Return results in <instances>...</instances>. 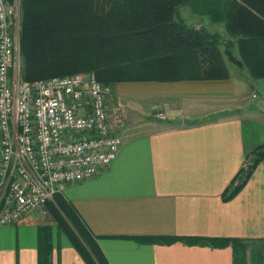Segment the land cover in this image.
I'll return each instance as SVG.
<instances>
[{
    "label": "crops",
    "instance_id": "crops-1",
    "mask_svg": "<svg viewBox=\"0 0 264 264\" xmlns=\"http://www.w3.org/2000/svg\"><path fill=\"white\" fill-rule=\"evenodd\" d=\"M229 72L226 79L111 86L118 157L95 177L60 185L109 264H234L231 244L195 241L264 242V158L238 194L223 198L264 144V136L245 132V118L264 110V78L237 66ZM43 225H51V264H86L48 204L0 228V264H39ZM262 245L249 248L247 264H261L254 253L264 255Z\"/></svg>",
    "mask_w": 264,
    "mask_h": 264
},
{
    "label": "trees",
    "instance_id": "trees-1",
    "mask_svg": "<svg viewBox=\"0 0 264 264\" xmlns=\"http://www.w3.org/2000/svg\"><path fill=\"white\" fill-rule=\"evenodd\" d=\"M189 5L226 35L190 25L179 12ZM21 73L26 80L93 72L105 85L130 81L211 80L230 77V64L264 78V0H21ZM230 62V64H229ZM224 194L232 199L264 158V144ZM249 171L247 172V170ZM48 206L86 264H109L98 241L75 208L58 192ZM63 211V215L61 211ZM39 264H51V225L40 226ZM143 240H155L144 237ZM174 237L164 239L171 242ZM231 244L234 264L248 263L243 239H201ZM254 255L264 264L262 250Z\"/></svg>",
    "mask_w": 264,
    "mask_h": 264
},
{
    "label": "built area",
    "instance_id": "built-area-1",
    "mask_svg": "<svg viewBox=\"0 0 264 264\" xmlns=\"http://www.w3.org/2000/svg\"><path fill=\"white\" fill-rule=\"evenodd\" d=\"M20 5L0 0V228L43 211L60 185L99 175L122 145L111 86L95 73L23 78Z\"/></svg>",
    "mask_w": 264,
    "mask_h": 264
},
{
    "label": "rangeland",
    "instance_id": "rangeland-1",
    "mask_svg": "<svg viewBox=\"0 0 264 264\" xmlns=\"http://www.w3.org/2000/svg\"><path fill=\"white\" fill-rule=\"evenodd\" d=\"M179 12H180L181 17L184 20H186V22L190 25H195L197 27L199 26L205 27L209 31H212V32L214 31L220 32L221 35L223 36V38L221 39L222 48L225 47L224 43L228 35H226L225 33L223 24H217V23L210 22L207 16L193 12L190 6L187 4L182 5L179 8ZM230 67L233 68L232 63L230 64ZM79 73H91V72H79ZM72 75H75V74H72ZM254 110H256V113L252 114L253 118H248V117L245 118V132L246 134L250 133L255 138H262L264 136V126H263L264 125V110H262L261 108H258V110L257 109H254Z\"/></svg>",
    "mask_w": 264,
    "mask_h": 264
},
{
    "label": "water",
    "instance_id": "water-1",
    "mask_svg": "<svg viewBox=\"0 0 264 264\" xmlns=\"http://www.w3.org/2000/svg\"><path fill=\"white\" fill-rule=\"evenodd\" d=\"M249 171V169L247 170V172Z\"/></svg>",
    "mask_w": 264,
    "mask_h": 264
}]
</instances>
